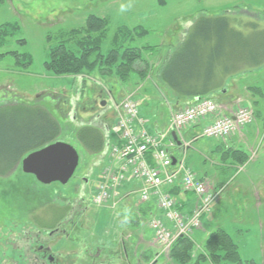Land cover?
Instances as JSON below:
<instances>
[{"label":"rangeland","instance_id":"rangeland-1","mask_svg":"<svg viewBox=\"0 0 264 264\" xmlns=\"http://www.w3.org/2000/svg\"><path fill=\"white\" fill-rule=\"evenodd\" d=\"M91 15L108 21L103 52L115 47L113 38L120 28L141 27L147 35L134 40L121 39L118 45L121 50L162 47L161 51L166 53L172 44L176 47L174 53L200 17L215 19L229 15L240 23L253 22L264 29V0H4L0 8V26L12 24L15 28L12 36L1 37V41L6 42L0 47V107L23 102L47 109L62 127L58 141L72 145L80 156L77 171L67 185H43L34 176L24 174L21 167L8 178H0V240L7 236L12 223L14 240L19 238L21 230L33 236L38 231L50 256H65L75 264H182L165 253L157 242L149 225L151 215L138 212L142 203L140 188L132 197L129 184L121 186L119 196L103 206L93 204L91 199L87 201L95 197L96 187L112 160L102 153L93 155L85 150L77 137L80 124L91 123L104 135L103 122L110 111L101 102L106 99L107 104L108 94L114 91L119 95L113 94L117 101L135 98L144 116L153 107L152 101L144 95L145 91L153 90V85L143 82V65L138 66L140 73H133L127 83L100 76L97 72L80 79L47 72L45 62L50 58L51 49L66 43L71 50L78 51L76 37L71 32L83 31ZM239 28L237 30L248 33ZM153 63L157 68L154 73H157L164 63L163 55L154 54ZM246 75L248 84L259 87L263 93L256 97L264 116V66L231 77L240 79ZM155 97L157 107L164 110L166 99L162 93L155 92ZM71 116L76 120L72 121ZM263 116L256 117L253 139L239 147L250 159L230 170V187L222 195L227 208L218 223L235 239L244 264H264V126L259 137L256 135V127L263 125ZM170 123L172 125V121ZM220 141L204 138L198 142V148L201 150L205 145ZM253 155L255 158L251 160ZM90 167L93 170L92 175L87 176L90 184L82 190L83 184L75 178L86 175ZM255 190L262 195L260 209L253 199ZM82 191L85 192L84 201L79 207ZM128 195L130 200H127ZM79 208L87 209L75 217L74 209ZM57 229L59 233L51 236L50 233ZM142 237L148 243H156L157 247L147 246ZM62 257L61 263L65 261ZM184 264H196V260ZM200 264L210 263L201 261Z\"/></svg>","mask_w":264,"mask_h":264},{"label":"trees","instance_id":"trees-1","mask_svg":"<svg viewBox=\"0 0 264 264\" xmlns=\"http://www.w3.org/2000/svg\"><path fill=\"white\" fill-rule=\"evenodd\" d=\"M0 8L4 0H0ZM233 16L225 15L215 19L200 17L183 42L172 54L162 71V78L179 97L198 100L212 98V94L224 87L232 75L264 66V29L253 22L240 23ZM106 18L89 16L83 31L73 30L78 51L61 43L50 50L45 62L47 72L53 76H84L97 72L100 76L112 77L127 83L133 73H140L138 66H145L141 77L149 72L147 54L155 48L145 49L118 46L121 39L132 40L146 36L141 27L120 28L114 35L115 47L103 52L107 37ZM242 27L248 33L237 30ZM14 25L0 26V38L12 36ZM240 29V28H239ZM0 47L6 40L1 41ZM151 54V52H150ZM5 55V54H4ZM105 80V79H104ZM253 96L263 94L259 87L252 86ZM62 127L53 115L39 106L23 102L0 107V178L11 176L23 158L59 140ZM85 150L91 154L103 153L106 140L92 124L81 126L77 134ZM237 155L239 164L247 163L249 156L242 150L224 152ZM170 189V193H171ZM192 239L180 237L172 246L169 255L184 264L192 259L196 264L207 261L210 264H244L240 248L235 239L223 229L212 233L197 256ZM254 264V263H253Z\"/></svg>","mask_w":264,"mask_h":264},{"label":"built area","instance_id":"built-area-1","mask_svg":"<svg viewBox=\"0 0 264 264\" xmlns=\"http://www.w3.org/2000/svg\"><path fill=\"white\" fill-rule=\"evenodd\" d=\"M114 109L118 115L121 142L110 148L112 163L104 172L94 203L105 205L119 196L118 189L127 182H140L141 201L147 203L154 197L163 213L165 221L153 218L150 227L163 251L168 252L180 237L191 238L195 231L201 229L202 218L211 212L219 192L215 193L207 181L198 178L183 160L178 161L176 167L172 166L164 137L152 135L143 128L144 120L139 117L135 101L127 98L115 103ZM219 110L214 100L199 99L174 114L171 129L180 132L191 124L215 117ZM253 120V111L240 107L230 116L216 117L213 123L204 127L198 138L225 141L232 134L243 131ZM177 181L183 190L192 192L197 198V205L189 216L177 209L176 200L168 192Z\"/></svg>","mask_w":264,"mask_h":264},{"label":"crops","instance_id":"crops-1","mask_svg":"<svg viewBox=\"0 0 264 264\" xmlns=\"http://www.w3.org/2000/svg\"><path fill=\"white\" fill-rule=\"evenodd\" d=\"M182 42L183 41H181V43ZM163 47H166V45L164 44ZM174 48L176 47L170 44L169 50H167L166 53L161 51L163 50L162 47L157 48V50L155 49L156 51L154 54L161 53L163 55V60H164L163 65L160 68H158L157 73H154V71L157 68L154 67V63H153V55H154L153 51H150L151 54L150 52L149 54H147L148 57L147 60L149 63L148 68L150 69L147 74V77L143 79V82L146 84L151 83L153 85V90H150L149 92L145 91L144 95L148 96L147 100H149L150 102L152 101L153 107L152 109L150 107V111L148 110L147 116H144L141 113L140 115L145 120V124L143 128L148 133L153 135H159V134L161 135L169 132L171 127L170 122L172 120L173 114L179 110L184 109L185 107H187L188 105H190L195 101L193 99L179 97L172 89H170L168 84L162 78V71L165 65L167 64L168 60L172 56ZM152 76L157 77V79L153 80ZM251 89L252 86L248 84L247 75L240 79H238L237 77H229L225 81L224 87L218 90L217 92H214L211 96L220 106V112H219L220 116H230L234 111H236L241 106H247L251 108L255 112V121L251 124V126H248L250 127V129H245L242 132L235 133L231 137H229L226 141H220L219 144L214 143L211 145H207V147L205 145L202 147L201 150L198 148L199 147L198 142L204 138L198 139L192 142L190 148H188L185 154L182 148L171 147L172 149L170 153L175 158L178 159L185 158L186 166L193 168L197 176L200 179L207 181L211 188L213 186L214 188H212V190L214 189L217 190V192L218 191L220 192L217 200L215 201L212 212L209 215H206L202 219L203 228L201 230L195 231L193 234V238L195 242L201 246V249L204 243L206 242L207 238L212 233H214L216 230L222 229L221 227L218 226V223L220 218L223 217L222 213H224V209L227 208V201L226 200L224 201L222 195L230 187V183H229L230 170H234L235 167H238L237 165H241L237 162V157H238L237 155H230L228 153L225 154L224 152L241 150L239 147L242 146V144L247 145L249 143V140H251L252 136H255L253 126L255 125L257 115L260 114L261 116H263L262 114L263 112L261 109L262 106L259 103L257 97L253 96ZM155 92L160 94L162 93V95L166 99L165 107H163L164 110L160 108L161 106L157 107L155 103V99H156ZM113 94L116 97H119L117 92L114 91ZM149 112L151 113V117L149 116ZM106 116H107L106 120L103 122L105 128L104 137L107 139V143L109 144H119L120 143L119 131L118 133L113 131L114 130L113 128L117 129L116 117L111 111ZM213 119L214 118H207L203 121L188 126L185 130H183V138L187 142L191 143L194 137H196L201 133L204 126L209 125L213 122ZM263 126H264V116H263V125H261L260 127H256L257 128L256 135L258 137L260 135V129H262ZM140 185L141 184L139 182L137 183L131 181L128 187V189L131 190L130 193L134 192L133 190L139 189ZM171 190H172L171 195L177 202V209H179L180 212L185 216H189L197 205V199L195 195L192 192L183 190V188L179 184V181H177V183L173 187H171ZM133 195L135 194H132L131 196L133 197ZM128 197L127 200L128 199L130 200V197L129 198ZM253 199L257 204L258 208L260 209L263 204V201H262V195L257 190L254 191ZM138 212H142V214L148 213L151 215V217L164 220L163 214H161L158 207L156 206L154 197H152V200L148 203H141ZM225 216L227 217L228 214H225ZM237 232L239 231L237 230ZM142 241L145 242L147 246L148 244H150L153 245L154 247H157L156 243L151 244L146 242L144 237H142ZM126 245L128 244L126 243Z\"/></svg>","mask_w":264,"mask_h":264},{"label":"flooded vegetation","instance_id":"flooded-vegetation-1","mask_svg":"<svg viewBox=\"0 0 264 264\" xmlns=\"http://www.w3.org/2000/svg\"><path fill=\"white\" fill-rule=\"evenodd\" d=\"M102 97H105L104 93H102ZM101 103L102 105H105V100H103V102ZM96 118L100 119L98 117ZM18 167L20 168L21 164ZM92 172V167H90L86 175L76 176V181L80 180L83 184L81 186L82 190H84L86 186L90 184V180L87 176L92 175ZM84 193L85 192L82 191V193L80 194V201L78 202L79 207H82L84 201ZM86 209L87 208L74 209L75 217L82 215V213H84ZM22 226L23 223L21 227ZM12 229V223H10V227L8 228V231L6 233L7 236L1 237L0 243L4 244H0V264H67V261H69L68 264H75L72 259L70 260L65 256H61L63 260H65L64 262L62 261L63 263L60 262L61 257L54 255L50 256L48 246L45 244V240L40 237L38 231L36 232V235L33 236L28 235L26 231L21 230L18 236L19 238L14 240L12 238ZM59 231L60 229L54 230L50 233V235L52 236L54 234H57V232L59 233ZM2 235H4V232H2Z\"/></svg>","mask_w":264,"mask_h":264},{"label":"water","instance_id":"water-1","mask_svg":"<svg viewBox=\"0 0 264 264\" xmlns=\"http://www.w3.org/2000/svg\"><path fill=\"white\" fill-rule=\"evenodd\" d=\"M172 137L178 145L181 144L175 132ZM79 161L80 156L72 145L57 141L27 155L22 160V170L25 174L35 176L44 185H67L73 178ZM173 164H176V160H173Z\"/></svg>","mask_w":264,"mask_h":264}]
</instances>
